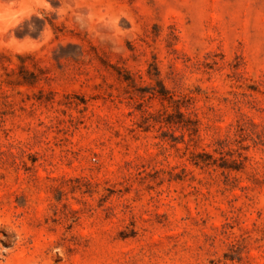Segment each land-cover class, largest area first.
<instances>
[{
	"label": "rangeland",
	"instance_id": "1",
	"mask_svg": "<svg viewBox=\"0 0 264 264\" xmlns=\"http://www.w3.org/2000/svg\"><path fill=\"white\" fill-rule=\"evenodd\" d=\"M0 264H264V0H0Z\"/></svg>",
	"mask_w": 264,
	"mask_h": 264
}]
</instances>
